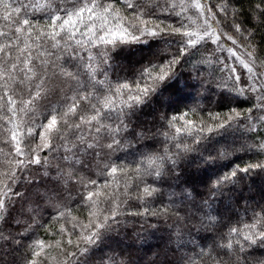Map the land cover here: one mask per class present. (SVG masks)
<instances>
[{
  "label": "snow or ice",
  "instance_id": "snow-or-ice-1",
  "mask_svg": "<svg viewBox=\"0 0 264 264\" xmlns=\"http://www.w3.org/2000/svg\"><path fill=\"white\" fill-rule=\"evenodd\" d=\"M0 21V264H264V191L243 195L264 182V0H0ZM153 38L167 46L115 72ZM183 70L196 101L140 120ZM214 88L226 111L203 102ZM190 158L242 162L201 192ZM129 224L144 255L106 252Z\"/></svg>",
  "mask_w": 264,
  "mask_h": 264
},
{
  "label": "trees",
  "instance_id": "trees-1",
  "mask_svg": "<svg viewBox=\"0 0 264 264\" xmlns=\"http://www.w3.org/2000/svg\"><path fill=\"white\" fill-rule=\"evenodd\" d=\"M25 2H27V0H25ZM0 26H3V21H0ZM166 46L165 40L160 38L148 39L140 43H132L122 46L120 49H117L114 54L115 72L120 75L130 74L132 70L137 69L143 64L147 63V61L152 58L153 55L159 54ZM198 86V83L192 79L191 73L189 71H181L176 78L166 82L146 105L142 106V110L138 114L139 119L142 121L151 120L154 115H157L162 111H166L170 114H178L176 113L178 111H187L185 106L196 101L198 95V91L196 93V90ZM213 90H215V88ZM217 92L218 98L216 101L211 99L212 103L215 105L216 110L226 111L228 105L233 103L232 94L223 89H217ZM160 96L166 100H175V103H173L174 105L171 107L164 101L160 102L158 100V97ZM208 100H210L209 95L205 94V99L203 102L207 104ZM241 106L244 107L247 105L242 103ZM189 118L198 119L197 116H193L191 114ZM195 155L196 154H193V156ZM240 156L243 160L248 159V157L244 156L243 153H241ZM241 162V159L233 158L232 160H223L214 164L198 165L197 162L190 158L183 164L184 180L189 185L194 186L198 191L202 192L208 184L210 178L214 181L217 175L230 170L234 164ZM117 175H119V173ZM261 182L262 181L259 177H254L251 181H248L250 189L254 186H258L261 184ZM260 193L254 195L251 193L250 195L256 196L258 199ZM243 195L249 196L247 195V191L244 192ZM86 215L87 214L85 212L78 218L84 219ZM134 229L138 230L139 225L129 224L121 231L119 235L114 234L110 240L106 241L105 251L107 252L109 250L106 247H110L115 249V252L112 254L116 255L117 257H119V253L122 249L125 252L131 250L132 254L136 257L143 256L144 252H138L135 248L139 247L140 245L139 242H135ZM37 237L39 239H50V237L43 231L39 232ZM165 238L164 232L157 233L144 245V249L147 250L148 248H153L157 245H163ZM134 242L135 247H133ZM48 251L51 253V258H49L48 264H55V250L48 249ZM148 255H151V253H148Z\"/></svg>",
  "mask_w": 264,
  "mask_h": 264
},
{
  "label": "rangeland",
  "instance_id": "rangeland-1",
  "mask_svg": "<svg viewBox=\"0 0 264 264\" xmlns=\"http://www.w3.org/2000/svg\"><path fill=\"white\" fill-rule=\"evenodd\" d=\"M197 91H199V86L197 87L196 93ZM209 95L210 100L212 99L213 101H216L218 98V92L217 89L213 90L211 93H207ZM158 100L161 102H166L169 106L172 107V105H174L173 103H175V100H166L164 99L162 96L158 97ZM211 100V101H212ZM185 103V101H184ZM261 190H264V182H261V184H259L258 186H254L251 189H249V191H247V195H250L252 193V195L254 194H258L261 192ZM159 237V236H158Z\"/></svg>",
  "mask_w": 264,
  "mask_h": 264
}]
</instances>
